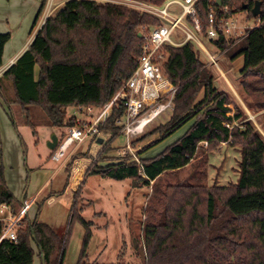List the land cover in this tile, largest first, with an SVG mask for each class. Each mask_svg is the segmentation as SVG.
<instances>
[{
    "label": "trees",
    "instance_id": "trees-1",
    "mask_svg": "<svg viewBox=\"0 0 264 264\" xmlns=\"http://www.w3.org/2000/svg\"><path fill=\"white\" fill-rule=\"evenodd\" d=\"M138 1L161 6L166 0ZM254 1L220 0V6H216L215 2L198 0L195 10L201 38L207 37L209 7L217 26L219 19L238 13L253 18ZM258 1L260 15L253 19L261 21V27L246 29L239 39H227L220 34L217 40L209 41L231 61L242 59L241 84L250 98L245 105L264 110V96H255L264 91V0ZM45 2L32 23L30 34L37 27ZM242 6L247 7L245 11ZM224 7L227 11L221 12ZM161 24L150 15L121 5L68 0L45 21L28 48L0 76V97L9 105L3 85L6 82L13 103L25 115L31 129L29 113L34 107L45 114L49 127L76 128L75 118H69L66 110L87 107L98 110L108 104L138 66L143 40L137 34L142 28ZM9 39V34H0V68ZM162 50L166 54L163 73L175 88L169 121L131 143L134 147L151 136H158L136 152L139 166L129 154L118 158L107 156L113 150L111 143L120 137L121 126L116 121L124 116L121 106L114 107L97 125L100 134H109L111 138L84 178L99 176L114 181L130 180L132 187L151 186L143 211L145 256L142 264H264V140L246 120L237 100L214 86L211 72L200 59L199 48L187 43L180 47L165 45ZM186 126L185 133L158 155L143 158ZM222 144L237 149L241 156L235 184L207 187L194 176L190 179L194 183L166 184L161 180L194 165L199 157L206 158ZM79 192L80 188L73 192L75 203L63 239L51 226L39 222L37 215L32 221L25 217L16 231V242H0V264H33L32 243L43 264H63L73 221L84 231L76 263L84 264L92 222L79 214L81 209L76 205ZM3 203L14 213L19 208L0 164V204ZM2 231L0 223V235Z\"/></svg>",
    "mask_w": 264,
    "mask_h": 264
},
{
    "label": "rangeland",
    "instance_id": "rangeland-1",
    "mask_svg": "<svg viewBox=\"0 0 264 264\" xmlns=\"http://www.w3.org/2000/svg\"><path fill=\"white\" fill-rule=\"evenodd\" d=\"M62 1L64 0H53V5ZM60 9L61 7L56 8L54 14ZM171 11L175 14L179 12L175 6L171 8ZM232 20L236 27L230 31L227 39L235 40L241 37L246 29L257 24V21L253 18L249 19L246 13H238L233 16ZM200 42L215 62L212 63L203 52L200 55L201 61L213 76L214 86L237 100L244 109L246 120L253 125L264 140V122L262 121L264 110L252 109L245 105L250 101V98L246 96L241 84L243 80L240 74L242 59L231 61L225 54L219 52L207 37L200 38ZM262 70L264 76V69ZM261 95L264 96V91L256 93L255 96ZM257 101L261 102L262 99ZM172 112L173 106L148 124L139 135L126 137L120 132V137L111 143L113 150L107 156L123 157L120 155L122 152L136 156L138 150L150 141L157 139L158 136H151L145 142L134 147L131 146V143L145 135H150L154 130L165 125ZM66 113L69 118L72 117L73 108H68ZM98 113L99 110H95L92 117L94 118ZM29 117L33 129L26 124L25 115L17 106H13L10 116L3 117L4 121L0 119V164L4 170L5 182L18 203L21 197L30 200L34 195H37L35 205L31 208L29 206L28 218L30 219L33 213L38 214L37 220L51 226L63 239L68 229L70 211L75 203L73 201L75 190L71 191V186L62 193L69 177L68 172L72 165V158H87V146L95 145L97 144L96 139H101L100 147L94 149L97 153H95V158H91L92 164L102 152L103 145L109 141L111 135L100 134L99 137L88 138L86 143L72 145L61 161L53 162L50 158L52 151L47 146L49 131L45 114L39 108L34 107L30 108ZM77 119L81 121L77 123ZM88 119L92 118L86 116L85 113L77 114V118H75L77 128L87 125ZM186 129L187 126L145 153L143 158H152L158 155L180 138ZM127 146L130 147L131 152L126 149ZM240 159L241 156L237 149L222 144L217 151L209 153L206 158L199 157L194 165L185 167L175 175L163 176L161 180L166 184L186 181L194 183L190 180L194 176L200 178V183L207 187L212 184L233 185L239 178L238 162ZM61 162H64V165L58 171L57 168ZM100 165L105 164L100 163ZM50 192L54 193L52 195H54L55 201L53 204L47 205L46 194ZM150 194L151 186L132 187L130 180L114 181L102 179L99 176L86 177L76 198V205L81 209L80 216L85 221L92 222L91 238L86 249L84 264L143 263L145 256L142 238L143 211ZM83 234L81 225L73 221L66 242L63 264L77 263ZM32 248L39 254L33 243Z\"/></svg>",
    "mask_w": 264,
    "mask_h": 264
},
{
    "label": "built area",
    "instance_id": "built-area-1",
    "mask_svg": "<svg viewBox=\"0 0 264 264\" xmlns=\"http://www.w3.org/2000/svg\"><path fill=\"white\" fill-rule=\"evenodd\" d=\"M90 1L121 5L150 15L158 19L162 24L159 27L142 28L140 34L143 40V46L137 68L110 102L101 109H98L99 113L94 118L92 116L96 109L92 107L74 109V115L85 113L86 116L92 118V121L83 128L76 127L66 130L63 141L61 143L58 141V146L51 156V160L54 162L61 161L75 143H81L87 138L99 137L100 133L97 129L98 123L107 117L114 107L121 106L124 109L123 118L116 121V124L117 126H121L120 132L126 137L141 134L148 123L144 127L140 125L147 117H153L150 121V123H152L160 115L172 108L175 88L167 80L162 70V62L165 61L166 58V54L162 50L163 46L170 45L173 47H180L187 43H192L199 48L212 63H215L211 55L200 42L201 28L195 10V5L198 0H166L161 6L138 0ZM209 1L215 2L216 4V0ZM52 5L53 0H46L42 11L43 16L36 28L38 31L53 13L54 9ZM174 6L179 10L177 14L171 11V8ZM209 11L207 38L209 40H217L220 34L227 38V35H230V31L234 30L236 27L232 20L233 17L227 19L221 18L218 20L217 26H215V19L210 7ZM226 11V7L221 10V12ZM261 26L262 22L257 20V24L250 29L259 28ZM242 36H244V34ZM1 75L2 73L0 72V76ZM126 149L131 152L129 146H127ZM125 154L126 152L120 153V155L123 156H125ZM131 157L132 160L140 166L138 156L131 154ZM28 209L29 204L25 200L21 202L15 213L8 204H0V223L3 224L0 242H16V231L21 225V221L25 217H28Z\"/></svg>",
    "mask_w": 264,
    "mask_h": 264
},
{
    "label": "crops",
    "instance_id": "crops-1",
    "mask_svg": "<svg viewBox=\"0 0 264 264\" xmlns=\"http://www.w3.org/2000/svg\"><path fill=\"white\" fill-rule=\"evenodd\" d=\"M67 1L68 0H64L55 6L52 5V8L55 11L56 8L62 7L63 4ZM42 2L43 0H0V34L10 35V39L6 43L3 49L2 67L0 68V72L2 74L11 65H13L15 61L23 54V52L28 48L34 36L38 32V30L36 29L37 27H36L35 30L30 34L32 23L41 7ZM54 11L49 17L53 16ZM42 16L43 15L41 14L38 24ZM3 85L6 87V97L8 98V103H9V105H6L3 99L0 97V119L4 121L3 117L10 116L11 109L13 108V106H17V105L13 103V95L9 89L8 84L6 82H3ZM72 117L77 118V115L75 116L74 114H72ZM80 121H81L80 119H77V123H79ZM87 121H89L88 124H90L92 119H88ZM47 127L49 131V140L52 136L55 135L59 141V139L63 135H65L66 130H67L66 128L56 129V128L49 127V126ZM86 140H88V138L83 140L82 142L86 143ZM96 143L97 144L95 145L87 146L86 148V150L88 151L87 158L75 159L72 162V165L68 172L69 177L67 179V182H65L66 184L64 186V190L62 193L66 192L69 186H71V189H70L71 191H74V190L76 191V189L78 188L81 189L86 179V178H83L85 175V172L88 170V168L91 165V161H92L91 158H95V155H96L95 153H97L95 152L94 149L95 147L97 148V147H100L101 145L98 143V139H96ZM78 144L80 143H75L74 145L77 146ZM104 164L106 165L108 163H104ZM63 165H64V162H61L57 170L58 171L61 170ZM52 194L54 193L50 192L46 194V197H47L46 204L47 205L53 204L55 201L53 197L54 195ZM23 200L27 201L31 208V206L35 205V202L37 201V195H34L30 200H26L25 197H21L19 204H21ZM36 215L38 216V214L33 213L30 220L32 221ZM34 251H35V256H34L33 264H43L36 250Z\"/></svg>",
    "mask_w": 264,
    "mask_h": 264
},
{
    "label": "water",
    "instance_id": "water-1",
    "mask_svg": "<svg viewBox=\"0 0 264 264\" xmlns=\"http://www.w3.org/2000/svg\"><path fill=\"white\" fill-rule=\"evenodd\" d=\"M216 5L217 6H220V0H216ZM246 6H242V10H246ZM251 15L253 18H256L257 16L260 15V2L258 0H255L254 1V7L252 8L251 10ZM137 37L138 38H141V34H137ZM98 143L101 144L102 143V140L101 139H98ZM48 148L50 151H54L57 146H58V138L54 135L50 138L49 140V143H48ZM42 263H43V260H42Z\"/></svg>",
    "mask_w": 264,
    "mask_h": 264
},
{
    "label": "bare ground",
    "instance_id": "bare-ground-1",
    "mask_svg": "<svg viewBox=\"0 0 264 264\" xmlns=\"http://www.w3.org/2000/svg\"><path fill=\"white\" fill-rule=\"evenodd\" d=\"M152 118H153L152 116H151V117H147V118L145 119V121L141 123L140 126H143V127L146 126L147 123H148V124L150 123V121H151Z\"/></svg>",
    "mask_w": 264,
    "mask_h": 264
}]
</instances>
